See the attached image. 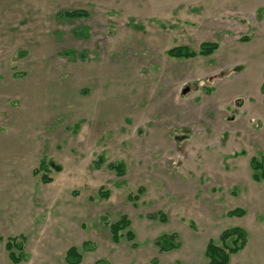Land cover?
I'll use <instances>...</instances> for the list:
<instances>
[{"label":"rangeland","instance_id":"1","mask_svg":"<svg viewBox=\"0 0 264 264\" xmlns=\"http://www.w3.org/2000/svg\"><path fill=\"white\" fill-rule=\"evenodd\" d=\"M74 10L87 16H61ZM263 83L264 0H0V264L14 237L19 264H66L71 247L80 264H208L233 227L248 242L229 264H264L249 167L264 156ZM121 216L135 239L114 244ZM171 233L180 248L160 252Z\"/></svg>","mask_w":264,"mask_h":264},{"label":"trees","instance_id":"2","mask_svg":"<svg viewBox=\"0 0 264 264\" xmlns=\"http://www.w3.org/2000/svg\"><path fill=\"white\" fill-rule=\"evenodd\" d=\"M63 17L71 18H81L86 17L87 13L83 10L67 11L62 13ZM218 49L217 43H202L198 50H191L186 46L173 47L167 51V55L170 58L175 59H193L195 57H208L211 56ZM264 88V83L262 84ZM107 167L114 170L118 176H123L125 174V169L122 164L110 163ZM249 167L252 172V179L255 182H260L264 180V156L260 159L251 158L249 161ZM43 182H46L43 177ZM142 189H138L141 192ZM100 196L106 197L107 194ZM137 196H128L130 201H133ZM245 215L243 209H234L227 213L228 217H242ZM152 219H157V215L149 216ZM158 219L160 221H165L163 215L159 214ZM131 222L126 216H121L117 221L108 225L109 233L111 236V241L114 244L119 243V241L124 238L129 242L135 239L134 233L130 230ZM248 238L247 231L240 227H233L222 231L218 237V240H209L206 244L204 256L208 261V264H229L230 257L235 255L246 245ZM22 239V238H21ZM0 242L2 239L0 238ZM154 245L158 248L160 252H171L177 250L180 247V242L178 241V236L175 233L171 234H161L154 240ZM83 250L92 251L89 247L88 242H84L81 247ZM5 250L8 253L9 260L14 264H19L26 260V255L24 253V244L18 238H8L5 241ZM66 264H79L82 260V255L76 247H71L66 251L65 258ZM94 264H109L107 261L98 260ZM150 264H158L157 259H152Z\"/></svg>","mask_w":264,"mask_h":264},{"label":"crops","instance_id":"3","mask_svg":"<svg viewBox=\"0 0 264 264\" xmlns=\"http://www.w3.org/2000/svg\"><path fill=\"white\" fill-rule=\"evenodd\" d=\"M247 234H248V232H247ZM247 242H248V238H247ZM247 242H246V245H247ZM83 243H84V242H83ZM83 243H82V244H83ZM246 245L244 246V248L246 247ZM81 247H82V245H81ZM179 248H180V247H179ZM244 248H243V249H244ZM81 249H82V248H81ZM243 249H242V250H243ZM67 250H68V249H67ZM174 251H175V250H174ZM240 251H241V250H240ZM89 252H91V251H89ZM171 252H172V251H171ZM65 254H66V252H65ZM64 258H65V256H64ZM152 259H154V258H152ZM152 259H151V260H152ZM151 260H150V261H151ZM25 261H26V260H25ZM25 261H23V262H25ZM104 261H105V260H104ZM150 261H149V264H150ZM23 262H21V263H23ZM81 262H82V260H81ZM81 262H80V263H81ZM65 263H66V262H65ZM80 263H79V264H80ZM157 263H158V260H157ZM229 263H230V262H229Z\"/></svg>","mask_w":264,"mask_h":264},{"label":"water","instance_id":"4","mask_svg":"<svg viewBox=\"0 0 264 264\" xmlns=\"http://www.w3.org/2000/svg\"><path fill=\"white\" fill-rule=\"evenodd\" d=\"M187 92V89H184L183 91H182V94H185Z\"/></svg>","mask_w":264,"mask_h":264}]
</instances>
